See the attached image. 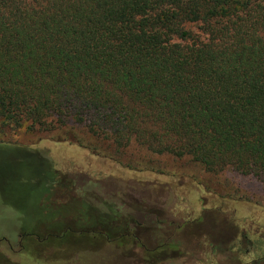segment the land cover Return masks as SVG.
<instances>
[{"label":"trees","instance_id":"16d2710c","mask_svg":"<svg viewBox=\"0 0 264 264\" xmlns=\"http://www.w3.org/2000/svg\"><path fill=\"white\" fill-rule=\"evenodd\" d=\"M21 130L264 183V0H0V135Z\"/></svg>","mask_w":264,"mask_h":264},{"label":"rangeland","instance_id":"374dc122","mask_svg":"<svg viewBox=\"0 0 264 264\" xmlns=\"http://www.w3.org/2000/svg\"><path fill=\"white\" fill-rule=\"evenodd\" d=\"M123 157L144 165L0 135V264H264V183L134 143Z\"/></svg>","mask_w":264,"mask_h":264},{"label":"flooded vegetation","instance_id":"af4514ba","mask_svg":"<svg viewBox=\"0 0 264 264\" xmlns=\"http://www.w3.org/2000/svg\"><path fill=\"white\" fill-rule=\"evenodd\" d=\"M134 225L140 226V223H137V224L134 223ZM245 240H246V242H248V239L247 238H245ZM248 243H250V242H248ZM250 246H251V243H250Z\"/></svg>","mask_w":264,"mask_h":264}]
</instances>
